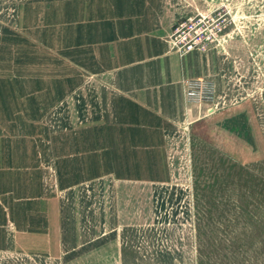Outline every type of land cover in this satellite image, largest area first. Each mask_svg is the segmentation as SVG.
I'll use <instances>...</instances> for the list:
<instances>
[{"label":"rangeland","instance_id":"obj_1","mask_svg":"<svg viewBox=\"0 0 264 264\" xmlns=\"http://www.w3.org/2000/svg\"><path fill=\"white\" fill-rule=\"evenodd\" d=\"M164 4L226 26L199 52L221 50L233 75L216 113L197 121L189 102L163 153L137 156L146 169L104 171L84 150L106 109L107 76L85 57L101 0H0V147L7 160L30 150L28 168L0 164V264H42L21 249L22 224L53 206L78 226L148 229L171 264H264V0Z\"/></svg>","mask_w":264,"mask_h":264},{"label":"crops","instance_id":"obj_2","mask_svg":"<svg viewBox=\"0 0 264 264\" xmlns=\"http://www.w3.org/2000/svg\"><path fill=\"white\" fill-rule=\"evenodd\" d=\"M164 2L101 0L97 29L91 34L95 47L85 56L92 60L91 71L107 76L102 86L104 115L84 137L90 162L99 156L104 164L96 170L146 169L137 156L162 154L168 134L189 117L185 82L212 81L219 95L233 75L231 61L219 49L184 57L169 50L167 39L181 13ZM207 117L199 108L196 120ZM14 147L9 160L0 147V164L9 161L10 168H28L29 147ZM75 219L60 206L30 212L22 224L21 249L36 254L42 264H171L162 250L154 253L151 239L142 238L148 229L78 226Z\"/></svg>","mask_w":264,"mask_h":264},{"label":"built area","instance_id":"obj_3","mask_svg":"<svg viewBox=\"0 0 264 264\" xmlns=\"http://www.w3.org/2000/svg\"><path fill=\"white\" fill-rule=\"evenodd\" d=\"M225 25L215 18L207 19L201 13L174 25L168 38L171 50L181 57L195 51H206L221 40ZM216 85L212 81L197 79L185 82V95L190 103H196L205 110V115L216 113Z\"/></svg>","mask_w":264,"mask_h":264}]
</instances>
